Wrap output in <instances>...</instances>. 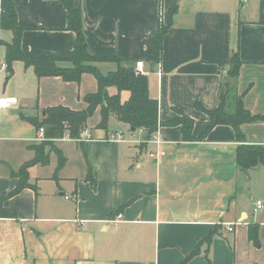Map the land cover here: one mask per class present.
I'll return each instance as SVG.
<instances>
[{"label":"crops","instance_id":"0c3cea01","mask_svg":"<svg viewBox=\"0 0 264 264\" xmlns=\"http://www.w3.org/2000/svg\"><path fill=\"white\" fill-rule=\"evenodd\" d=\"M173 1L74 0L88 52L117 56L129 66L142 62L159 120L177 118L178 109L193 120L192 136L199 137L208 117L195 104L216 106L228 70L224 63L238 46L236 91L245 93L243 105L251 114L264 116V0H176L151 74L147 55L157 20H166ZM13 2L24 28L23 53L72 49L75 35L66 30V10L58 0ZM4 6L0 0V14ZM11 40L12 32L0 29V42ZM97 68L106 74L116 65ZM12 70L8 79L0 73V96L18 101L0 109V199L15 218H0V264H180L196 247L186 264H264V166L246 176L236 164L238 147L264 149V122L242 125L241 140L227 125L196 141H183L180 126L163 125L143 141L140 130L132 132L115 117L107 130L97 128V109L80 139L53 141L65 158L61 169L58 154L50 152L47 166L28 168L32 187L7 197L17 183L12 171L32 160L31 147L40 144L26 118H40L55 106L83 110V97L97 89L90 74L74 83L38 79L21 61ZM107 92L117 94L115 87ZM119 94L121 101L129 96ZM113 133H123L124 142L108 141ZM159 152L164 156L149 158ZM256 202L263 205L259 211ZM251 227L256 242L248 237Z\"/></svg>","mask_w":264,"mask_h":264},{"label":"trees","instance_id":"16d2710c","mask_svg":"<svg viewBox=\"0 0 264 264\" xmlns=\"http://www.w3.org/2000/svg\"><path fill=\"white\" fill-rule=\"evenodd\" d=\"M66 10V30L75 35V42L70 51L50 52L36 51L23 53L20 49L21 36L24 28L18 25L16 18L15 3L13 0H5V6L0 14V29L12 32L10 43L0 42L4 49V62L7 66L6 79L13 74L12 65L21 61L26 68H32L35 76L40 78L59 77L64 82L79 83L83 74L94 77L97 89L93 93L83 97L85 108L74 111L64 106L49 107L43 110V116L26 118L38 131L44 130L45 141L39 145L32 146L34 158L24 163L11 175L17 179L15 188L8 193L7 197L13 196L22 189L32 187L29 183L27 170L30 166L40 164L47 166L50 152L58 154L59 162L57 170L65 163V158L57 150L53 141L67 136L69 139L78 140L86 127L87 120L99 109L100 120L97 128L107 130L109 119L114 116L118 121L127 124L132 132L143 131V141L149 140L159 126H180L183 141L202 140L215 126H230L241 140L243 135L240 127L244 124L261 121L264 116L251 114L243 105L244 92L238 93L235 89L239 75L241 61L238 46L230 54L224 63L227 72L222 79L218 93L217 104L213 109H205L201 103H196L197 110L205 113L208 123L199 137L192 136L193 120L188 118L180 110H175L178 117L162 122L159 120V105L157 99L150 97L148 82L145 75L135 73L133 66L126 65L117 57H98L88 52L86 40L82 31V13L80 5L74 0H58ZM177 9L176 0L168 9L166 22L164 24L157 20L155 37L148 51L147 60L149 64L156 67L161 60L162 42L165 34L171 26L173 15ZM90 63H113L115 70L102 74L96 66ZM115 87L117 94L109 95L107 89ZM129 93L125 101H121L120 92ZM51 146L54 150L45 151V147ZM236 164L242 170H251L259 165L264 166V149L261 146H240L236 152ZM3 199H0V218H15L14 215L2 207ZM248 237L256 242V228L251 227ZM207 244L211 241V235L206 237ZM198 253V247L186 252L180 264H186ZM209 264V263H208Z\"/></svg>","mask_w":264,"mask_h":264},{"label":"built area","instance_id":"2783aa9c","mask_svg":"<svg viewBox=\"0 0 264 264\" xmlns=\"http://www.w3.org/2000/svg\"><path fill=\"white\" fill-rule=\"evenodd\" d=\"M133 69L135 71V73L137 74H141V75H145L144 71H143V64L142 62H137L134 66ZM7 72V66L5 64V62H1L0 61V73L6 75ZM18 103L17 99L14 97H8V96H0V109L3 108H9L11 106H14ZM142 133L143 131L140 130ZM85 138L89 139L90 135L88 132L85 131ZM36 140L39 142H43L45 141V136H44V130L42 128H40L37 131V136H36ZM108 141L110 142H124V135L123 133H113L109 135ZM164 156L163 152H159V153H151L149 154V158L156 160L158 157H162ZM263 208V205L261 202H256L255 206H254V211H259ZM118 219L121 218V215H118L117 217ZM228 231H232L231 228L228 229Z\"/></svg>","mask_w":264,"mask_h":264},{"label":"rangeland","instance_id":"374dc122","mask_svg":"<svg viewBox=\"0 0 264 264\" xmlns=\"http://www.w3.org/2000/svg\"><path fill=\"white\" fill-rule=\"evenodd\" d=\"M166 22V20H165V16L163 17L162 15L160 16V23L161 24H164ZM99 63H90V66H96V68H97V65H98ZM98 69V68H97ZM235 89H236V86H235ZM122 101H124V100H122ZM91 119H90V121H92V118L93 117H90ZM110 121H112V120H114V116H111L110 117V119H109ZM40 143H42V142H40ZM52 149V147L51 146H47V147H45V151H47V150H51ZM52 150H54V149H52Z\"/></svg>","mask_w":264,"mask_h":264},{"label":"water","instance_id":"95a60500","mask_svg":"<svg viewBox=\"0 0 264 264\" xmlns=\"http://www.w3.org/2000/svg\"><path fill=\"white\" fill-rule=\"evenodd\" d=\"M151 74H153L154 73V65H152V64H150V71H149ZM44 113L42 112V115H43ZM242 173L244 174V175H246L247 176V170H242Z\"/></svg>","mask_w":264,"mask_h":264}]
</instances>
